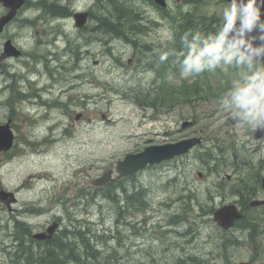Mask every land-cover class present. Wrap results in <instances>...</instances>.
<instances>
[{
    "label": "rangeland",
    "instance_id": "374dc122",
    "mask_svg": "<svg viewBox=\"0 0 264 264\" xmlns=\"http://www.w3.org/2000/svg\"><path fill=\"white\" fill-rule=\"evenodd\" d=\"M96 1H71L72 8L90 9L94 18L81 29L71 18L54 28L51 13L33 6L21 14L34 24L14 23L16 30L10 33L16 44L41 51L44 59L36 65L31 58H26V65L16 59L0 60V123L11 118L16 135L11 158L0 154V187L17 188L22 201L41 198L36 230L54 215L62 217L61 228L80 225L98 250L100 264H175L192 257L206 264L243 260L264 264V208L245 209L249 223L226 232L212 220L213 210L223 204L241 206L263 197L255 175H264V140L254 139L247 125H226L231 115L218 105V97L239 69H217L187 80L179 78L177 67L174 72L156 73L166 66L159 56L172 41V14L220 17L228 5L216 0H168L163 12L149 0H100L101 10ZM50 2L54 0H45ZM118 6H131L139 13L138 22L147 24L137 39L149 46L147 51L146 46L133 48L114 32L92 30L95 19L106 14L113 19ZM37 15L47 20H37ZM16 89L36 92L41 99L12 101ZM145 95L157 103L153 109L147 107ZM38 102L43 105L30 104ZM185 121L192 125L182 127ZM201 135V144L184 155L102 188L90 182L114 170L127 153ZM35 140L36 145L29 144ZM252 172L255 177L246 180ZM246 184L252 193L244 200L240 189ZM122 188L128 194L142 189L143 206L128 205ZM6 217L0 202V264H12L14 255L12 223L7 225ZM235 237V244L223 248L224 238Z\"/></svg>",
    "mask_w": 264,
    "mask_h": 264
},
{
    "label": "clouds",
    "instance_id": "9594fccd",
    "mask_svg": "<svg viewBox=\"0 0 264 264\" xmlns=\"http://www.w3.org/2000/svg\"><path fill=\"white\" fill-rule=\"evenodd\" d=\"M264 0H230L220 23L209 34L182 36L176 53L179 78L187 80L217 69H239L230 86L218 97L220 110L254 130H264ZM170 52H163L164 62Z\"/></svg>",
    "mask_w": 264,
    "mask_h": 264
},
{
    "label": "flooded vegetation",
    "instance_id": "af4514ba",
    "mask_svg": "<svg viewBox=\"0 0 264 264\" xmlns=\"http://www.w3.org/2000/svg\"><path fill=\"white\" fill-rule=\"evenodd\" d=\"M36 1L43 8L46 7V6H43V4L45 3L44 2L45 0H33V1L32 0H25L24 4L17 10L16 15L13 16L12 19L10 21H8L3 26L2 30L0 31V40H1L0 41V45H1L0 60H1V62L3 61V63H6V61H9L11 59H16V60H18L17 63H22L23 65H26L27 64L26 58H31L33 61H35L34 65H36L39 61H41V58L44 59L43 58L44 56L41 53L39 54V57L37 56L38 58L36 56H34V54L38 53V52H34V49L26 50L23 47L18 46L15 42V38H14L15 34L10 33L11 30H16V26L14 25V23H16L18 20H19V22L24 23V24L25 23H30V24L35 23V20H30L27 18V16H24L21 13L24 12L28 6L31 7L32 3L34 4ZM71 1L72 0H54V2H50L51 6H52V7H50V10L52 12L50 14V16L53 20L51 23L52 27H54V28L58 27L60 25V21L65 20L67 18H71V20L73 19L72 21L74 23V14L73 13L76 10H75V8H72V6L70 5ZM63 2H64V4H62ZM226 4L229 5V3H226ZM96 7H97V10H101L102 2L100 0L96 1ZM8 11H9V8L5 7L3 5V3H0V17L2 15H4L5 13H7ZM82 11H84V10H82ZM85 12H87L86 24L82 28L87 27V25L89 23L88 21H90L91 19L92 20L94 19L92 17V13H91L90 9H86ZM35 17H37L36 18L37 20H41V21L47 20V16H44V15H37ZM143 17L144 16H140V18H143ZM99 20H100V17L95 19L96 23H98ZM138 20L134 22V25L130 26L132 29L131 31H129L131 33V35L133 34V35L137 36L138 34L144 33L143 29H145L146 26L141 25L138 22ZM96 27L97 26H94L95 30H93V31L97 30ZM76 29H81V28H76ZM114 32L117 33V29ZM7 40L11 41L20 50V53L18 56L17 55L16 56H9L4 52L3 45ZM136 46H138V44H136ZM136 46L133 48H136ZM139 59L140 58L138 57V60ZM8 86H10V84ZM31 94L34 95L35 97L38 96L36 92H32ZM6 190H7L8 194L6 196L5 204H3V208L6 210V215H7L8 220L12 221V224H13L12 230L14 231L13 235L17 232L16 234L19 237V243H20V240H23V241H21V243H23V244L27 243V244L39 245V244L43 243L46 245V244H49V243L55 241L58 238V236H60V234H62V231H63V228H61L62 227V217L54 215L53 217H50L48 219V221L45 222L44 226L40 230L41 231L45 230V228L50 223H52L54 221L58 222L60 228L56 229V232L53 234L52 238L49 240H42V241L34 240L32 238V234L35 231H39V230L35 229V227L38 225V223H36L34 220L37 219L42 214L41 198L38 196V197H33L32 199L27 198L26 200L22 201V200H20V197H19L20 192H18L17 188H14V189L7 188ZM262 208H264V206H262ZM51 209L52 208H49V210H51ZM24 229H28V230L25 231Z\"/></svg>",
    "mask_w": 264,
    "mask_h": 264
},
{
    "label": "water",
    "instance_id": "95a60500",
    "mask_svg": "<svg viewBox=\"0 0 264 264\" xmlns=\"http://www.w3.org/2000/svg\"><path fill=\"white\" fill-rule=\"evenodd\" d=\"M25 0H0L5 7L9 8V11L0 17V31L3 26L12 19V17L16 14L17 9L24 3ZM230 1V0H227ZM160 5H165V0H155ZM264 13V9H262V16ZM86 12L76 13L75 24L78 27H81L86 22ZM264 19V18H262ZM4 52L9 55H18L20 51L11 44V41L7 40L4 43ZM77 115L76 118H78ZM190 121H185L182 124V127H186L190 125ZM236 121L233 118H229L226 120V124H234ZM9 123L0 124V151L6 150L10 148L12 144V133L8 126ZM253 136L256 139L264 138V130H254ZM201 142L200 137H191L187 139L180 140L175 143H166L162 145H150L145 147L143 150L135 153H128L124 156L123 159L118 160L115 165V169L118 172L119 176H125L131 173H134L147 165H153L165 160H169L175 156L184 154L188 152L191 148ZM111 170L104 172L103 175L93 181V184L102 185L106 181H108L111 176ZM199 175H201L199 173ZM261 185L264 192V176L261 179ZM0 199H4L3 191L0 190ZM252 206H257L264 204L263 199H253L251 200ZM243 213L239 210V208L234 204H226L216 208L213 211L212 219L213 221L224 230H228L234 226V223L241 219ZM54 230V225L48 227L47 231L49 235H45L44 232H39L34 235L36 239H43L45 237H50ZM232 264H249L247 262H235Z\"/></svg>",
    "mask_w": 264,
    "mask_h": 264
},
{
    "label": "trees",
    "instance_id": "16d2710c",
    "mask_svg": "<svg viewBox=\"0 0 264 264\" xmlns=\"http://www.w3.org/2000/svg\"><path fill=\"white\" fill-rule=\"evenodd\" d=\"M118 8L119 10L114 12L117 25L114 21L112 22L108 20L109 19L108 17H106V20L103 21L102 26L107 31L117 29L118 35H124V32L121 30V27L123 26L121 20L123 19V17H126V19H128L130 16H132L133 10L131 8H125L124 6L121 8L120 6H118ZM211 20L213 19L207 17V18H201L199 22H194V21H191V19L187 17L184 21H182V23L179 24L178 26L179 28H178V31L176 32L177 34H175L176 36L175 41H174L175 45L173 44V46L170 47V50H169L171 55H176L177 52L183 49L181 38L185 33H189L193 31L195 27L198 29H201L202 32H204L209 29L208 27L212 26ZM209 33L210 32H204V34H209ZM169 68L170 70L172 69L171 67ZM185 87L186 86H182L181 90L182 91L186 90ZM161 88L164 90L165 85L164 86L162 85ZM171 95H172V91L169 92L170 100H172ZM185 97L186 98L190 97V94L188 93V91L185 92ZM145 100H147L148 101L147 104L151 106H156L157 104L153 99L150 98L149 95H145ZM163 101H164V98H162L161 103ZM253 178H254V173L253 172L248 173V178L246 180H251ZM244 181L245 180H241V182H244ZM240 185H242V183ZM247 185L248 184H246L243 188L247 190L240 189L241 195L243 197H248L252 193L251 191L248 190L249 186ZM122 191L125 192V201L127 202L128 205L130 204L135 205L136 202H140V204L136 206L139 208L143 206L144 201L142 197H144V195H143L142 189L134 190L130 194L126 193L125 189H122ZM106 197H109L110 199L115 200L114 196H112L110 193H106ZM248 223L249 222H247L246 217H244L241 221L237 222V225L243 227ZM73 238L74 239L72 243L62 244V242H60L58 244L59 247L57 248V250L53 248V246L46 245V248L43 247L44 251L42 250L41 254L37 257H35L33 253H30L28 257L24 258L25 264H100L101 263L100 255L97 254L98 250L93 245L90 244L89 239L85 237V234L81 232V230H76L73 234ZM235 241H236L235 238H224L222 242V246L223 248H226L227 246L235 244ZM61 254L63 256H61ZM175 264H206V261L192 257L190 259V262L179 260Z\"/></svg>",
    "mask_w": 264,
    "mask_h": 264
},
{
    "label": "bare ground",
    "instance_id": "6f19581e",
    "mask_svg": "<svg viewBox=\"0 0 264 264\" xmlns=\"http://www.w3.org/2000/svg\"><path fill=\"white\" fill-rule=\"evenodd\" d=\"M33 1V0H32ZM37 2V1H36ZM31 4V3H30ZM33 4V3H32ZM42 4V3H41ZM44 6V5H43ZM52 7V6H51ZM115 16V15H114ZM118 20V19H117ZM113 22V21H112ZM179 28V27H178ZM183 28V27H182ZM112 32H114L115 30H111ZM191 31V30H190ZM129 32V31H128ZM114 33H116V32H114ZM177 34V33H176ZM176 37V36H175ZM177 44V43H176ZM175 45V44H174ZM175 47V46H174ZM178 50V49H177ZM40 51V50H39ZM39 53H41V51L39 52ZM43 54V53H42ZM62 137V136H61ZM54 140V139H53ZM60 140V139H59ZM29 171V170H28ZM31 182V181H30ZM23 190V189H22ZM135 197V196H134ZM128 200V199H127ZM20 223V222H19ZM21 226V225H20ZM26 226V225H25ZM29 227V226H28ZM34 228V227H33ZM20 229V228H19ZM21 230V229H20ZM25 230V229H24ZM59 237V236H58ZM20 244V243H19ZM18 244V245H19ZM59 247V246H58ZM45 248H46V246H45ZM60 249V248H59ZM44 251V250H43ZM45 254V253H44ZM46 258V257H45ZM68 258H69V256H68ZM72 261V260H71Z\"/></svg>",
    "mask_w": 264,
    "mask_h": 264
}]
</instances>
